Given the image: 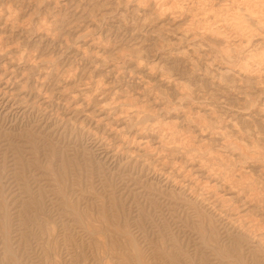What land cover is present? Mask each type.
Returning <instances> with one entry per match:
<instances>
[{"label": "clouds", "instance_id": "obj_1", "mask_svg": "<svg viewBox=\"0 0 264 264\" xmlns=\"http://www.w3.org/2000/svg\"><path fill=\"white\" fill-rule=\"evenodd\" d=\"M46 5L50 11L41 15ZM83 6L80 0L53 15L66 0H0V55L11 60L13 49L23 52L17 32L29 41L45 33L41 43L59 36L60 48L77 49L59 92L37 106L41 112L74 106L97 128L104 125L98 138L133 175L187 181L196 179L197 163L221 171L264 165V0ZM110 20L119 23L105 32ZM0 82V131L34 149L43 122L25 117L32 98L11 78ZM146 255L149 264H217L198 241L167 230L147 241Z\"/></svg>", "mask_w": 264, "mask_h": 264}, {"label": "rangeland", "instance_id": "obj_2", "mask_svg": "<svg viewBox=\"0 0 264 264\" xmlns=\"http://www.w3.org/2000/svg\"><path fill=\"white\" fill-rule=\"evenodd\" d=\"M66 3L52 14L80 0ZM44 35L29 41L17 32L23 52L0 55V76L32 98L25 117L43 122L34 149L0 131V264H149L147 241L162 230L198 241L217 264H264V165L221 171L197 163L187 181L133 175L98 138L104 125L74 106L46 114L37 107L59 92L78 56L59 47V36L41 43ZM237 246L243 256L233 254Z\"/></svg>", "mask_w": 264, "mask_h": 264}]
</instances>
